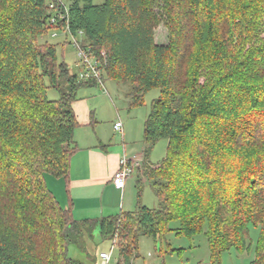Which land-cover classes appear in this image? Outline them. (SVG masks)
<instances>
[{
    "label": "trees",
    "instance_id": "16d2710c",
    "mask_svg": "<svg viewBox=\"0 0 264 264\" xmlns=\"http://www.w3.org/2000/svg\"><path fill=\"white\" fill-rule=\"evenodd\" d=\"M67 8L52 26L46 0H0V264H85L70 247L91 259L96 230L118 243L122 264L140 235L162 242L170 232L205 235L211 264H221L224 253L249 251L252 227L250 264H264V0H74ZM162 23L166 45L155 42ZM66 27L83 32L104 78L130 84V108L160 91L137 170L157 208L140 205L138 180L135 211L76 220L48 186V175L68 185L80 126L73 103L80 89L99 86L59 62L57 45L40 42ZM162 139L167 154L155 166L149 151Z\"/></svg>",
    "mask_w": 264,
    "mask_h": 264
},
{
    "label": "rangeland",
    "instance_id": "374dc122",
    "mask_svg": "<svg viewBox=\"0 0 264 264\" xmlns=\"http://www.w3.org/2000/svg\"><path fill=\"white\" fill-rule=\"evenodd\" d=\"M74 0H63L67 5L71 4ZM104 0H94V4H101ZM158 10V9H157ZM80 42V45L88 46L87 39L83 35H77L73 38L71 34L65 30L59 31L54 30L48 36L40 39V42L48 41L54 45H57V57L59 62H65L71 73L80 74L79 59L77 55V49L74 44V40ZM155 42L157 44H168L169 42V31L162 23L155 30ZM89 47V46H88ZM130 84L121 83L108 78H104V85L97 87H84L78 92V99L87 101L91 106H96L101 113L102 119L115 120L117 117V112L122 118L123 125L126 126L128 123L129 127L133 129L132 139H138L139 153H144V133L142 131V126L144 125L147 116L151 111V106L153 100H155L160 95L158 89H153L145 95V103L141 107L130 108V99L128 94L130 92ZM60 97V92L55 89H48L47 98L51 101L58 100ZM108 122L102 123V128L109 134L111 128L113 127ZM112 138L119 147V150H123V141L120 133H114L112 131ZM168 141L162 139L158 141L149 151V161L152 164H159L165 158L167 154ZM130 153L128 156H133ZM157 166V165H155ZM52 178L55 180H63L54 178L48 175L46 178ZM131 182V187H129V198L128 191L127 198H131L133 207L132 210H136L138 205V189L137 182L142 180V196L140 199V205L148 208H157L158 202L151 184L138 172L134 171L129 178ZM50 185H54L49 181ZM65 185L66 182H65ZM128 187V186H127ZM127 189V188H126ZM58 193V192H57ZM55 196L59 197V193ZM59 201V200H58ZM67 208V207H63ZM172 226L177 227L178 223ZM259 230L255 228H250L251 237V248L249 251L239 254L232 250L228 253H224L221 257V264H250L255 258V246L258 239ZM89 249L92 254V258L88 259L85 254L80 252L75 246L70 247V257L80 260L85 264H94L93 260L97 258V263L100 264V257L98 256L102 252H109L113 245L112 242L106 241L102 242L99 236L98 230L95 232L93 241H89ZM116 246L113 252L112 264H122L119 257V247L118 243L114 241ZM126 245V244H124ZM169 250H175L170 252ZM130 264H211L210 250L208 246L207 239L205 235H197L192 238L186 236H177L174 232H170L161 241H155L153 238L148 236L139 237L138 248L134 251L133 257L131 258Z\"/></svg>",
    "mask_w": 264,
    "mask_h": 264
},
{
    "label": "crops",
    "instance_id": "0c3cea01",
    "mask_svg": "<svg viewBox=\"0 0 264 264\" xmlns=\"http://www.w3.org/2000/svg\"><path fill=\"white\" fill-rule=\"evenodd\" d=\"M73 109L80 126L74 133V142L78 151L72 157L68 185H65L63 180H52L48 177L46 178L48 186L54 194L59 193H57L59 197L56 198L62 207L71 204L76 220L100 219L121 212H133L131 198L126 201L127 191L129 198L130 179L123 188H118L113 182L123 156L143 157L138 151L139 140L132 139L133 129L128 123L126 126L123 125L121 135L123 150H119L111 135L112 131L116 133L114 123L122 120L118 112L114 121L102 119L96 106L79 99L73 103ZM103 122L113 126L109 134L102 128ZM130 153L134 155L128 156ZM49 181L54 185L51 186Z\"/></svg>",
    "mask_w": 264,
    "mask_h": 264
},
{
    "label": "built area",
    "instance_id": "2783aa9c",
    "mask_svg": "<svg viewBox=\"0 0 264 264\" xmlns=\"http://www.w3.org/2000/svg\"><path fill=\"white\" fill-rule=\"evenodd\" d=\"M49 4L50 9L53 11L51 13L50 24L52 26H58L59 20L64 18L62 12L63 9L66 14L68 13L67 5L63 0H46ZM66 32H69V28L64 29ZM83 35V32H79L78 35ZM74 38V37H73ZM74 40V44L77 49V55L79 59L80 74L78 75L79 79L83 81L96 80L99 85H104V64L98 60V58L93 55L90 48L86 45L81 46L80 42ZM102 56H105V53H101ZM114 130L116 133L123 134V123L121 120H117L114 123ZM144 163L143 157L139 158H129L123 156L120 160V168L113 178L114 184L118 188H123L127 180L131 177L134 171L142 168ZM116 246L113 243L111 250L109 252L100 253V264H112L113 252L115 251Z\"/></svg>",
    "mask_w": 264,
    "mask_h": 264
}]
</instances>
